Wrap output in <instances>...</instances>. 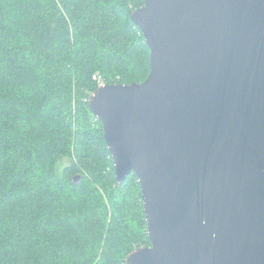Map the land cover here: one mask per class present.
I'll return each instance as SVG.
<instances>
[{"label":"water","instance_id":"1","mask_svg":"<svg viewBox=\"0 0 264 264\" xmlns=\"http://www.w3.org/2000/svg\"><path fill=\"white\" fill-rule=\"evenodd\" d=\"M142 83L89 105L151 245L126 264H264V0H145Z\"/></svg>","mask_w":264,"mask_h":264},{"label":"trees","instance_id":"2","mask_svg":"<svg viewBox=\"0 0 264 264\" xmlns=\"http://www.w3.org/2000/svg\"><path fill=\"white\" fill-rule=\"evenodd\" d=\"M145 0H0V264H126L151 245L89 100L144 82ZM71 163L62 167V161Z\"/></svg>","mask_w":264,"mask_h":264},{"label":"rangeland","instance_id":"3","mask_svg":"<svg viewBox=\"0 0 264 264\" xmlns=\"http://www.w3.org/2000/svg\"><path fill=\"white\" fill-rule=\"evenodd\" d=\"M70 163H71V161H69L68 159H64V160L62 161L61 166H62V167H65V166L69 165Z\"/></svg>","mask_w":264,"mask_h":264},{"label":"built area","instance_id":"4","mask_svg":"<svg viewBox=\"0 0 264 264\" xmlns=\"http://www.w3.org/2000/svg\"><path fill=\"white\" fill-rule=\"evenodd\" d=\"M94 79L99 81V85H100V86L106 85V84L103 83L101 77L99 78V77H96V76H95Z\"/></svg>","mask_w":264,"mask_h":264}]
</instances>
